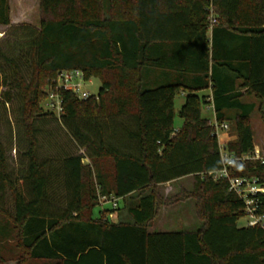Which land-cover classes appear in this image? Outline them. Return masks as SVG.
<instances>
[{"label":"trees","instance_id":"16d2710c","mask_svg":"<svg viewBox=\"0 0 264 264\" xmlns=\"http://www.w3.org/2000/svg\"><path fill=\"white\" fill-rule=\"evenodd\" d=\"M20 3L34 10V22L37 14L35 24H11ZM207 7L208 0H0V27L29 31L17 57L0 54V104L12 105L16 92L24 143L13 167L0 133V264H264V229L238 226L241 201L227 179L209 174L222 163L215 129L202 116V106H211L216 122L235 134L225 144L236 158L231 176L264 182V163L249 158L255 105L242 100L264 102V0H212L210 30ZM62 70L97 77L100 87L85 100L58 89L55 118L42 104ZM152 71L163 80L152 83ZM258 112L264 121L261 105ZM53 119L63 151L38 156ZM187 175L191 191L158 193L159 184ZM102 196L118 199L109 210L116 222L104 212L92 217ZM188 198L198 230L148 232L160 206Z\"/></svg>","mask_w":264,"mask_h":264},{"label":"rangeland","instance_id":"374dc122","mask_svg":"<svg viewBox=\"0 0 264 264\" xmlns=\"http://www.w3.org/2000/svg\"><path fill=\"white\" fill-rule=\"evenodd\" d=\"M11 3L14 4V0H11ZM33 6V3L28 4V9L30 10V7ZM24 10V14H28L27 18H25L24 23H32L35 24L37 22V14H36V21L34 22L35 14L34 10H32V13L27 12L26 9ZM31 11V10H30ZM16 9L13 10V15L15 14ZM29 40V31H27L24 28L20 27H11L10 29H7V27H0V54H4L6 56H15L17 51L21 48L22 51L23 45L27 43ZM17 57V55H16ZM3 60L0 55V66L2 65ZM22 70L24 72V75L28 76V66L24 64L23 61H21ZM1 72H0V93L5 89V86L2 85V78H1ZM100 87V81L97 77H91L88 81L82 82V90L89 93L90 95H96L98 92V89ZM14 100L12 105L5 104L4 106L0 104V113H4L3 116L0 114V133L1 138L7 146L8 149H10L9 159L12 161L13 167H17L20 160H22L20 153L24 149V143H22V136H21V130H20V124L19 122V98L16 95V92H14ZM184 96L182 94L176 95L174 99V120H173V126L174 129H178L182 125V119L178 116V111L183 104ZM5 108V109H4ZM8 111V112H7ZM44 111H46L44 109ZM53 117L58 118V115L56 113H52ZM202 116L205 118H208L212 123L214 122V115L211 110H208L205 106H202ZM252 123L254 124L256 137L254 140V146H258L257 150L259 153H262L261 151H264V125L261 123L260 120V113L258 111H255L252 116ZM55 119L51 120L49 124H46L44 129L45 132L43 133V136L38 141V146L40 144L41 148H38V156H40V153L42 155H48V156H59V151H63L62 148L65 145V138H63V130L59 126V123L57 121H54ZM226 132L224 131H218L216 133L217 138L222 141L224 139V134ZM256 144V145H255ZM68 145V144H67ZM70 145V143H69ZM71 146V145H70ZM13 149L16 151L14 152ZM40 151V152H39ZM17 155V156H16ZM15 169V168H14ZM187 181L191 182V178H187V180H184V183H187ZM111 209L110 203H99L97 204L92 211V217L93 218H99L101 216V213L103 212H109ZM245 218H240L237 222L238 226L245 225Z\"/></svg>","mask_w":264,"mask_h":264},{"label":"built area","instance_id":"2783aa9c","mask_svg":"<svg viewBox=\"0 0 264 264\" xmlns=\"http://www.w3.org/2000/svg\"><path fill=\"white\" fill-rule=\"evenodd\" d=\"M208 18H209V30L216 23V18L213 13L212 0H208ZM84 81L83 75L78 70H62L58 72L56 79L54 80V89L47 91V99L43 102L42 106L47 112L56 113L58 117L62 111V101L57 93L58 89H64L72 92L74 96L79 100H85L90 97V94L82 90V82ZM208 110L211 106L206 107ZM215 129V134L218 131H229V126L226 123H211ZM220 160L222 167L220 170L215 171L212 174L213 178H225L228 181V190L232 191L238 199L241 201L244 210V217L246 222L245 226H258L264 229V215L259 213V197L264 194V182L259 181L258 178L252 177H234L231 176L233 171V164L236 158L229 154L225 148V144H219ZM248 157H241V160H245ZM250 159L260 160L264 163V156L259 153L258 150H254ZM110 203L111 209L116 210L118 207V199L111 197H99V203ZM114 212H104V218H109Z\"/></svg>","mask_w":264,"mask_h":264},{"label":"crops","instance_id":"0c3cea01","mask_svg":"<svg viewBox=\"0 0 264 264\" xmlns=\"http://www.w3.org/2000/svg\"><path fill=\"white\" fill-rule=\"evenodd\" d=\"M23 3V2H22ZM20 3L18 7H16V16L13 15V11L11 12V24L16 25L19 22H25V14L23 13L25 8H23V4ZM152 77V83H158L154 82L159 81L161 82L163 79V75L161 73H155L152 71L151 73ZM160 77V78H159ZM242 92L245 91V88L241 90ZM200 94H208L210 95V90H202L199 92ZM183 95V94H182ZM184 96V95H183ZM243 102L245 103H253L255 105V108L252 112V114L255 111H258V108L260 105L262 106V112L264 114V102L260 104V101L257 100L253 95H244L242 98ZM251 114V116H252ZM261 120V118H260ZM261 123L264 125V121L261 120ZM251 125L253 130V139L255 140L256 132L254 128V124L252 123L251 119ZM180 128V127H179ZM178 128V129H179ZM235 138L234 132L230 129L228 132L224 134V139L220 141L218 139V143L226 144L228 141L233 140ZM256 145V144H255ZM258 147V146H257ZM257 147L254 146V150H257ZM261 155L264 156V151H261ZM78 154H83L84 149L79 148L77 150ZM82 163L87 165L89 164V160L87 157H84L82 159ZM187 178H191V182L187 181V183H184V180H187ZM193 187V176L187 175L184 177H181L176 180H172L170 182L159 184L157 186L158 193L163 198L172 197L176 194H178L181 190L185 191H191ZM112 222H116L117 214L114 212L111 214V216L108 218ZM202 224V221H200L195 212V201L191 198H188L184 201H179L170 205L160 206L157 212V215L155 219L153 220L152 224L148 227V232L151 233H159V232H190V231H196L200 228ZM17 254V251L14 250V252L11 254L15 255ZM14 257V256H13ZM4 264H17L16 260H8Z\"/></svg>","mask_w":264,"mask_h":264}]
</instances>
